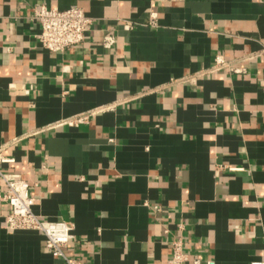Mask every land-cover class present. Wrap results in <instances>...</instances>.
<instances>
[{"label":"crops","instance_id":"0c3cea01","mask_svg":"<svg viewBox=\"0 0 264 264\" xmlns=\"http://www.w3.org/2000/svg\"><path fill=\"white\" fill-rule=\"evenodd\" d=\"M42 5L82 8L83 42L44 48ZM263 49L264 0H0V168L84 264H168L178 239L189 262L264 264ZM9 212L0 264H66Z\"/></svg>","mask_w":264,"mask_h":264},{"label":"built area","instance_id":"2783aa9c","mask_svg":"<svg viewBox=\"0 0 264 264\" xmlns=\"http://www.w3.org/2000/svg\"><path fill=\"white\" fill-rule=\"evenodd\" d=\"M33 18L39 23L41 32L38 35L41 45L52 52H64L75 49L85 39L86 33L91 26V19L85 11L72 6L65 10L50 8L42 5L35 8ZM151 23H154L153 17ZM107 46L114 43L113 37H105ZM264 53V49L262 51ZM214 70L229 67V63L218 56L215 60ZM207 72L202 71V76ZM186 81L194 82L195 77L183 78ZM86 117L80 116L77 122L83 121ZM12 162L0 153V165ZM0 176L6 185V190L0 193V202L9 206L10 212L6 217L9 229H34L45 235L46 247L55 257L61 258L66 264H84L78 259L69 257L65 253V247L73 239V226L66 221H46L40 219L33 211L34 199L29 194V185L16 173H5L0 168ZM168 264H216L213 260L203 262L200 258L189 262L184 253V245L181 239L174 241L172 245V256Z\"/></svg>","mask_w":264,"mask_h":264}]
</instances>
